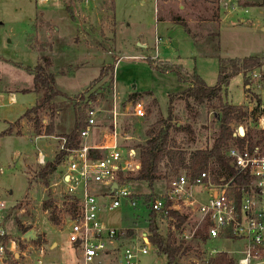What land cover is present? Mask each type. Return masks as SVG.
Listing matches in <instances>:
<instances>
[{"label": "rangeland", "instance_id": "rangeland-1", "mask_svg": "<svg viewBox=\"0 0 264 264\" xmlns=\"http://www.w3.org/2000/svg\"><path fill=\"white\" fill-rule=\"evenodd\" d=\"M114 2L115 9L111 10V0H53L47 4L39 0H0V89L23 92L26 87H32L33 76L25 68H34L37 56L25 48L26 40L35 49L41 44L51 46L44 47L45 54L52 60L50 71L55 74L57 88L64 96L56 99V113L47 111L46 115L55 114V120L63 126L61 133H70L75 117L72 99L83 94H95L99 86L109 84L113 65L115 82L108 98L112 99V104L115 99L118 112L124 113L132 93L142 94L146 102V115L143 119L128 116L118 119L121 134L134 138L125 144L136 147L144 143L149 126L167 117L170 96L183 92L188 86L178 80L175 69L165 72L158 67L166 69L181 66L187 74L196 72L208 86L213 87L218 81L220 58L243 59L256 56L261 57L264 64V0H237L241 9L232 17L225 16L221 10L222 0ZM242 8L249 9V13L245 14ZM217 10L223 15L220 29L211 23ZM157 15H170L184 20L189 29L197 34V43L184 26L158 23ZM31 23L36 24L38 36L29 34ZM54 26L60 30L56 32ZM215 31L221 33V37L215 39V45L216 42L219 44L215 49L212 46L206 47V39L210 40L207 34ZM158 38L161 44L157 55L154 45ZM142 43H146L148 49L141 47L144 46ZM99 79L98 83H94ZM147 93H152L154 98L149 99ZM17 97L18 103L11 106L7 95L0 96V112L13 108L16 115L10 114V117L19 118L34 103L32 94L19 93ZM259 98L263 105L264 91L254 93L247 89V83L240 76L231 80L224 96V100L230 104L244 105L249 110L255 108ZM154 99L158 107L153 105ZM93 107L103 110L98 115V129L90 141L95 143L103 128L111 126L108 111L111 108L108 109V102L102 98ZM196 109L199 113L194 120L183 102L174 103L175 122L191 124L195 131L193 141L185 133L173 135L178 145L189 152L210 145L218 131V123L213 114L208 113L204 106H197ZM45 118L50 123V117ZM251 119L235 127L255 128L257 121L255 123V118ZM18 121L7 126L8 133L0 140V169L4 170L0 175V199L9 208L4 219L7 233L18 242L19 233L23 236L34 230L41 237V245H45L51 264H77V254L67 243L66 233H61L65 227L61 214L56 210L60 224L54 225L49 220L52 210H47V213L42 207L43 202L49 198L54 200L52 185L61 181L60 168L49 176L47 184L38 176L45 165H38L35 161L38 153L42 152L46 163L53 162L61 141L56 137L36 140L32 125L27 120ZM4 130V121L0 120V134ZM164 174L165 170L162 169L161 178L155 183L156 194L163 193L172 180L164 178ZM131 189L136 195L150 193L144 182L133 181ZM199 192L195 190V193ZM147 214L141 204L131 207L125 200L120 208L112 212L103 211L101 219L111 228H134L145 233ZM16 220L29 230L23 234ZM165 225L161 224L163 230H166ZM52 241L59 244L54 251L51 250ZM20 244L22 249L29 245L22 241ZM200 246L192 243L193 250L181 262L187 264L191 258H200ZM239 246L238 243L219 241H210L206 245L210 251H234ZM146 261L152 264L153 260L147 258Z\"/></svg>", "mask_w": 264, "mask_h": 264}, {"label": "built area", "instance_id": "built-area-1", "mask_svg": "<svg viewBox=\"0 0 264 264\" xmlns=\"http://www.w3.org/2000/svg\"><path fill=\"white\" fill-rule=\"evenodd\" d=\"M39 1L47 4L53 0ZM220 8L229 17L241 9L237 0H222ZM242 9L245 14L249 13V9ZM155 43L158 55L161 39H156ZM263 65L239 75L247 83V89L254 93L264 91ZM81 96L88 100L90 95ZM77 102L81 103L80 98ZM99 102L100 97L89 102L78 147L66 148V140L57 138L61 141L59 151L66 155L59 166L61 181L52 185L56 197L50 199L65 224L61 233H66L67 243L76 252L77 264H148L147 258L153 260L152 264H166L165 258L156 254L149 230L141 233L134 228L115 229L101 219L103 211L112 212L125 200L131 207L141 204L131 189L132 182L127 180L136 177L141 170L139 153L135 146L125 144L134 138L121 134L118 119L121 116L143 119L146 102L143 99L128 101L124 113H120L114 99L108 110L111 126L103 128L98 141L92 143V136L98 129V115L103 111L93 107ZM255 128L264 130V115L258 117ZM40 138L54 137L43 134L36 140ZM227 157L236 170L233 178L216 179L211 172H203L190 180L183 173L172 179L168 188L156 194L150 203L151 211L159 220L160 234L174 235L187 244L200 243L201 257L191 258L187 264H210L211 259L221 254L231 257L234 264H264V148L251 149L248 144L243 148L235 146L229 149ZM45 159L39 152L36 163L45 165ZM3 172L1 168L0 175ZM237 176L244 177L239 186L235 183ZM115 184L117 187L113 189ZM196 189L200 192L195 193ZM72 203L74 207L70 210ZM8 209L0 199V264H46L43 244H33L23 235L20 241L29 245L22 249L20 241L9 237L4 225ZM172 213L186 219L181 229ZM162 223L166 224V230L161 228ZM201 234H206V241ZM210 241L240 246L234 251H210L206 247ZM177 262L183 264L181 260Z\"/></svg>", "mask_w": 264, "mask_h": 264}, {"label": "trees", "instance_id": "trees-1", "mask_svg": "<svg viewBox=\"0 0 264 264\" xmlns=\"http://www.w3.org/2000/svg\"><path fill=\"white\" fill-rule=\"evenodd\" d=\"M112 1L111 10H114V0ZM262 6V5H261ZM264 6V2H263ZM158 14V13H157ZM214 19L219 20L218 10L213 14ZM171 20L175 24L182 25L186 28L189 35L192 36L191 31L187 23L177 17H172ZM158 21L161 19L158 18ZM219 34L216 31L209 35V39L205 41L206 47L217 46L215 39ZM195 43H197L196 36H192ZM49 45L41 44L37 50L40 54L38 62L34 68H25L27 73L33 76L32 88L24 90V94H35L38 98L36 104L29 110H27L18 122L27 120L31 125L36 137L43 134L48 137L55 135V131L61 133L62 125L56 128L55 125V104L56 99L63 97V93L57 88L55 74L50 70L52 68V60L45 54V48ZM33 48V47H32ZM35 49V48H34ZM220 68L218 74V81L216 85L210 87L206 82L196 73L187 74L183 67H169L157 69L168 72L172 69L178 74V80L182 83L188 84L187 88L177 94L170 96L167 117L160 118L157 122L149 126L145 132V141L143 144L137 145L135 148L138 150L139 158L141 162V170L136 177H128L129 182L139 181L147 184L150 191L148 194L136 195L135 198L141 202V205L147 211V218L145 220L147 230L152 234L151 242L156 248V254L163 256L166 260V264H178L183 257L187 256L192 250V244H187L184 240H179L176 236L171 234H160L159 220L157 215L151 211L150 203L155 198V183L161 178V170H165L164 178L174 179L180 174H185L190 180H194L203 172H211L212 175L219 179L225 177L231 179L236 175V170L232 165L231 159L227 157V152L232 147L243 148L247 144L251 149L256 146H262L264 148V130L258 131L256 128H245L246 133L243 138L237 136V126L250 118H255V123L258 117L264 115V107H262V101L260 98L257 100L255 108L250 112L245 106H235L224 100L226 91L231 83V80L239 76L241 73L251 72L262 66V58L256 56H250L243 59H219ZM17 67L21 65L14 64ZM114 69L115 66H111V80L109 84H102L96 90L95 94H91L86 100L81 95L72 99L74 104V126L70 133H61L58 138L65 139L66 148L74 149L80 144L81 131L85 128L86 110L89 106V102L96 101L98 97L105 99L108 102V109L112 108V99L108 98L109 94H112L114 85ZM103 76V70L102 75ZM101 79L95 81L98 83ZM146 96H152V93H147ZM80 98L81 103L77 102ZM143 95L138 93H132L129 96L130 101H137L142 99ZM183 102L185 108L192 113V117L195 120L199 111L197 106H204L208 113H212L215 121L218 123V131L214 136L210 145L205 148H199L189 152L185 148L178 145L177 141L173 137L178 133H185L189 135L193 141L195 131L191 124L182 125L175 122L174 119V103ZM153 105L158 107L157 101L153 100ZM53 112L50 115V123L44 124V117L46 112ZM56 113V112H55ZM8 131H4L0 134V138L7 135ZM65 152L59 151L53 162H47L38 173V176L46 181L51 174L57 171L65 157ZM244 177L237 176L235 183L240 185ZM171 181V180H170ZM169 181V182H170ZM44 211L52 210L50 213V221L54 225L60 224V219L57 215L56 208H54V201L48 199L43 202L42 205ZM74 207V203L71 204L70 210ZM69 211V210H68ZM175 217L179 224L178 229L186 223V219L180 217L176 213L171 214ZM22 233H26L29 229L24 228L23 225L16 220ZM203 241L207 240L206 234H201ZM42 239L38 237L35 244H41ZM200 244V243H197ZM210 264H234V260L227 255H218L216 258L211 259Z\"/></svg>", "mask_w": 264, "mask_h": 264}, {"label": "crops", "instance_id": "crops-1", "mask_svg": "<svg viewBox=\"0 0 264 264\" xmlns=\"http://www.w3.org/2000/svg\"><path fill=\"white\" fill-rule=\"evenodd\" d=\"M156 7H157V3H156ZM114 9H115V2H114ZM156 10H157V8H156ZM158 13V12H157ZM156 13V14H157ZM221 16L223 17V15L221 14L220 15V10H219V20L217 21V20H212L213 22H211V23H214V25H217L218 27V29H220V25H221V22L223 21L222 20V18H221ZM170 15L169 16H158L157 15V22L158 23H164V22H169V23H172V24H175L172 20H171V18L173 17H170ZM158 18L159 19H161V21H158ZM188 25V24H187ZM35 27H36V24L35 23H31V25H30V28H31V30H30V33L29 34H31V33H33L34 35H37L38 36V31L35 29ZM54 30L57 32L58 30H60V28L58 27V26H54ZM262 30H264V28H262ZM191 31V30H190ZM216 32V31H215ZM214 32V33H215ZM211 33H213V32H210V33H208L207 34V38L209 37V35L211 34ZM191 34H192V36H196V40L198 39L197 38V34L196 33H193L192 31H191ZM219 34V38L221 37V33L219 32L218 33ZM29 36V35H28ZM40 43H41V41H39ZM156 42V41H155ZM144 46H141V47H147V49H148V46H146V43H142ZM161 44V43H160ZM51 46H49V48H50ZM154 47H156V43H155V45H154ZM25 48L29 51V52H31V53H36V56H37V62H38V59H39V56H40V54L37 52V50L36 49H34V48H31L30 47V45H28V43H27V40H26V45H25ZM150 48V47H149ZM52 52V51H51ZM50 52V53H51ZM33 85V84H32ZM27 89H30V87H26ZM32 88V87H31ZM19 93H22V92H17V91H14V90H12V91H2L1 89H0V96H2V95H7L8 96V104L9 105H15V104H17L18 103V97H17V95L19 94ZM22 94H24V93H22ZM32 99H33V101H34V103H32V105H30V107L29 108H27V110H29V109H31L35 104H36V101H37V96L35 95V94H32ZM153 98H154V96H153ZM263 99V98H262ZM4 100V99H3ZM2 101V100H1ZM4 105H1V107H3ZM239 106H241V105H239ZM242 106H244V105H242ZM263 107H264V100H263ZM26 110V111H27ZM25 111V112H26ZM24 112V113H25ZM10 114H14V115H16V113L13 111V108H10L9 110H5V111H2V112H0V120L1 121H4V124H5V130L4 131H7V126H10L11 124H13L15 121H17V120H19L22 116H23V114H22V116H20L19 118H16L17 116H15V117H10ZM46 117H49V116H47L46 115ZM44 124L45 125H47L48 124V122H47V120H46V118L44 117ZM55 125H56V128L58 127V126H60V123H58L56 120H55ZM3 131V132H4ZM61 133H58V132H56L55 131V135L54 136H52V137H56V138H58V136L60 135ZM61 136V135H60ZM0 140H1V138H0ZM37 158V157H36ZM35 158V159H36ZM34 159V160H35ZM36 161V160H35ZM36 235H37V233H36ZM20 236H22L20 233H19V236L18 237H20ZM9 237L11 238V236L9 235ZM38 237V236H37ZM43 246H45V245H43ZM58 246H59V244L57 243V242H55V241H52L51 242V250L52 251H54V250H56L57 248H58ZM45 248V247H44ZM72 248V247H71ZM45 251H46V249H45ZM76 253V252H75ZM45 261H46V264H51L52 262H50L51 260L49 259V258H47V253H46V259H45Z\"/></svg>", "mask_w": 264, "mask_h": 264}, {"label": "water", "instance_id": "water-1", "mask_svg": "<svg viewBox=\"0 0 264 264\" xmlns=\"http://www.w3.org/2000/svg\"><path fill=\"white\" fill-rule=\"evenodd\" d=\"M245 128L243 127H240L238 129V135L239 137H244L245 136ZM117 187V185L115 184L113 186V189H115ZM25 239L28 240V241H36L38 239L37 235H36V232L34 230L28 232L27 234L24 235Z\"/></svg>", "mask_w": 264, "mask_h": 264}]
</instances>
